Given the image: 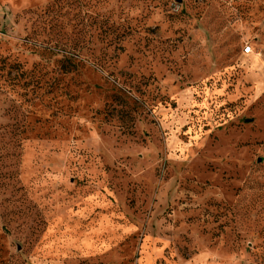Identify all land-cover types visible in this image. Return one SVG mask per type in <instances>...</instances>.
Here are the masks:
<instances>
[{"label":"rangeland","instance_id":"obj_1","mask_svg":"<svg viewBox=\"0 0 264 264\" xmlns=\"http://www.w3.org/2000/svg\"><path fill=\"white\" fill-rule=\"evenodd\" d=\"M0 264H264V0H0Z\"/></svg>","mask_w":264,"mask_h":264},{"label":"built area","instance_id":"obj_2","mask_svg":"<svg viewBox=\"0 0 264 264\" xmlns=\"http://www.w3.org/2000/svg\"><path fill=\"white\" fill-rule=\"evenodd\" d=\"M252 51V47L247 45L245 48H244V52L245 53H250Z\"/></svg>","mask_w":264,"mask_h":264}]
</instances>
